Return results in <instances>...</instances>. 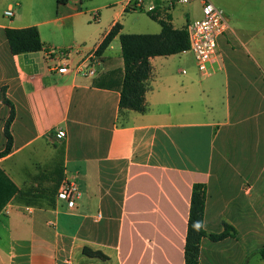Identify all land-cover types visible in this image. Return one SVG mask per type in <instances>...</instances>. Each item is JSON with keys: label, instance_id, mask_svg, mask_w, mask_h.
Here are the masks:
<instances>
[{"label": "crops", "instance_id": "0c3cea01", "mask_svg": "<svg viewBox=\"0 0 264 264\" xmlns=\"http://www.w3.org/2000/svg\"><path fill=\"white\" fill-rule=\"evenodd\" d=\"M146 5L175 28L192 21L172 0ZM129 6L16 0L1 11L0 152L12 109L3 89L15 117L0 156V264H186L197 183L207 190L204 228L236 230L203 237L200 264H248L249 244L264 246V37L229 22L207 73L190 51L151 57L146 110L120 109L119 35L96 50L117 22L128 33ZM29 26L45 48L13 54L6 28ZM65 180L80 190L72 209L57 198Z\"/></svg>", "mask_w": 264, "mask_h": 264}, {"label": "trees", "instance_id": "16d2710c", "mask_svg": "<svg viewBox=\"0 0 264 264\" xmlns=\"http://www.w3.org/2000/svg\"><path fill=\"white\" fill-rule=\"evenodd\" d=\"M67 1L58 0V3H66ZM148 12L150 17L157 20L161 25L159 33H122V24L117 22L96 50V54H101L111 44L112 40L119 35L124 60L120 109H133L139 112L146 110L145 94L148 89V80L152 74L151 57L180 53L188 50L191 46L187 26L175 28L169 14L162 17L156 10ZM5 32L13 54L35 52L45 48L37 26L24 28L7 27ZM1 97L4 102L11 105L12 109L4 129L7 137L6 148L0 152V156L9 153L12 149L13 136L10 128L15 117L14 105L6 97L5 89L2 90ZM206 197V185L202 183L195 184L186 237V264H200V246L203 237L219 241L236 231L228 223H225L224 230L220 233L208 232L204 228ZM84 250L92 255L107 257L102 251H93L87 248ZM261 254L264 257V249L261 250Z\"/></svg>", "mask_w": 264, "mask_h": 264}, {"label": "rangeland", "instance_id": "374dc122", "mask_svg": "<svg viewBox=\"0 0 264 264\" xmlns=\"http://www.w3.org/2000/svg\"><path fill=\"white\" fill-rule=\"evenodd\" d=\"M129 1L130 0H83V8L88 10L99 6H112L116 3L120 6L121 4L129 3ZM212 2L223 9L231 26L241 33L242 37L252 36L258 39L264 37V0H212ZM7 3L16 5V0H3L0 2V15L2 13L1 11L6 8ZM147 6L148 5L143 8H133L129 6L124 17L126 32H160V24L152 20L148 16L149 14L147 15ZM173 8L179 16H188L189 20L192 21L202 16L199 2L183 4L175 0ZM17 10L16 8V11ZM26 12L25 10L24 13ZM106 21V19L103 20V22ZM118 45H120L119 41ZM185 57H188L191 64H194L195 67L197 66L198 68L195 57L191 51L188 52ZM262 243V241H257V243L249 244L248 264H264V257L261 254V250L264 249V246H261Z\"/></svg>", "mask_w": 264, "mask_h": 264}, {"label": "built area", "instance_id": "2783aa9c", "mask_svg": "<svg viewBox=\"0 0 264 264\" xmlns=\"http://www.w3.org/2000/svg\"><path fill=\"white\" fill-rule=\"evenodd\" d=\"M183 4L199 2L202 16L187 24L191 46L186 51H191L195 57L198 68L202 73L208 72L209 63L212 61L218 50V40L229 29V21L223 9L216 6L212 0H177ZM173 3L175 1H172ZM133 7H141L142 0H130ZM148 11H155V5L147 6ZM8 16H13L14 11L9 8L5 11ZM96 20L98 14L94 13ZM91 72H94L93 70ZM66 136L63 129H58L56 138L61 139ZM80 197V190L74 181L65 180L57 193L59 201L64 202L68 208H74L76 200Z\"/></svg>", "mask_w": 264, "mask_h": 264}]
</instances>
